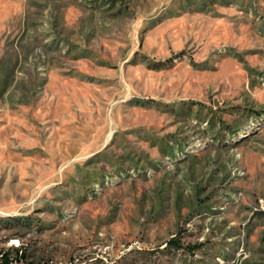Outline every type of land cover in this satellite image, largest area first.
<instances>
[{
    "label": "rangeland",
    "instance_id": "rangeland-1",
    "mask_svg": "<svg viewBox=\"0 0 264 264\" xmlns=\"http://www.w3.org/2000/svg\"><path fill=\"white\" fill-rule=\"evenodd\" d=\"M16 249L264 264V0H0V251Z\"/></svg>",
    "mask_w": 264,
    "mask_h": 264
},
{
    "label": "trees",
    "instance_id": "trees-1",
    "mask_svg": "<svg viewBox=\"0 0 264 264\" xmlns=\"http://www.w3.org/2000/svg\"><path fill=\"white\" fill-rule=\"evenodd\" d=\"M172 243H175L176 241H171ZM16 254L13 256L10 253L0 251V264H21L23 262V255H19L20 249H16Z\"/></svg>",
    "mask_w": 264,
    "mask_h": 264
}]
</instances>
